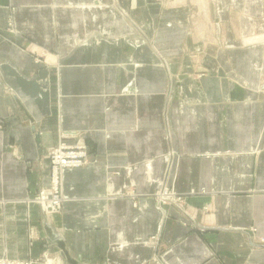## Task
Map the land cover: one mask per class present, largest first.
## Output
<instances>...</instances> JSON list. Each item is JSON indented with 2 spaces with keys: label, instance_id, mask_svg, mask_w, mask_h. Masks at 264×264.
<instances>
[{
  "label": "crops",
  "instance_id": "0c3cea01",
  "mask_svg": "<svg viewBox=\"0 0 264 264\" xmlns=\"http://www.w3.org/2000/svg\"><path fill=\"white\" fill-rule=\"evenodd\" d=\"M62 133L92 161L47 217ZM47 225L83 264H264V0H0V257L69 264Z\"/></svg>",
  "mask_w": 264,
  "mask_h": 264
},
{
  "label": "built area",
  "instance_id": "2783aa9c",
  "mask_svg": "<svg viewBox=\"0 0 264 264\" xmlns=\"http://www.w3.org/2000/svg\"><path fill=\"white\" fill-rule=\"evenodd\" d=\"M76 137V133H62L58 144L50 151L49 186L39 190L35 202L39 204L47 217L61 213L66 196L63 190V175L66 170L78 169L91 163L89 147L82 139L69 143L67 140ZM167 202L173 194L170 190L163 191ZM161 196L162 193H159ZM0 264H33L32 260L11 258L7 255L0 257Z\"/></svg>",
  "mask_w": 264,
  "mask_h": 264
},
{
  "label": "water",
  "instance_id": "95a60500",
  "mask_svg": "<svg viewBox=\"0 0 264 264\" xmlns=\"http://www.w3.org/2000/svg\"><path fill=\"white\" fill-rule=\"evenodd\" d=\"M33 131L36 133V139L38 143H40L41 141L40 132L36 129V127H33ZM45 230L50 240L53 243L57 244L62 249L69 264H83L71 255V253L67 248L66 242L59 236V234L55 231V229L51 225H47L45 227Z\"/></svg>",
  "mask_w": 264,
  "mask_h": 264
},
{
  "label": "rangeland",
  "instance_id": "374dc122",
  "mask_svg": "<svg viewBox=\"0 0 264 264\" xmlns=\"http://www.w3.org/2000/svg\"><path fill=\"white\" fill-rule=\"evenodd\" d=\"M256 41H258V40H256ZM141 43H144V41H140ZM248 42H251V40H249ZM142 50L141 51H143V53L145 54V48H144V46L141 48ZM146 55V54H145ZM149 56H150V54H149ZM166 189H167V187H165ZM165 190V189H164ZM171 192V191H170Z\"/></svg>",
  "mask_w": 264,
  "mask_h": 264
},
{
  "label": "bare ground",
  "instance_id": "6f19581e",
  "mask_svg": "<svg viewBox=\"0 0 264 264\" xmlns=\"http://www.w3.org/2000/svg\"><path fill=\"white\" fill-rule=\"evenodd\" d=\"M166 190V188H164Z\"/></svg>",
  "mask_w": 264,
  "mask_h": 264
}]
</instances>
